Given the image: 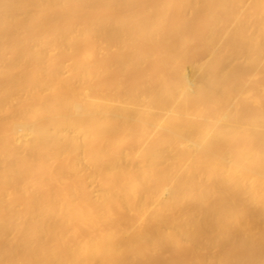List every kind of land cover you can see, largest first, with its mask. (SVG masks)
<instances>
[{
  "label": "bare ground",
  "instance_id": "obj_1",
  "mask_svg": "<svg viewBox=\"0 0 264 264\" xmlns=\"http://www.w3.org/2000/svg\"><path fill=\"white\" fill-rule=\"evenodd\" d=\"M0 264H264V0H0Z\"/></svg>",
  "mask_w": 264,
  "mask_h": 264
}]
</instances>
